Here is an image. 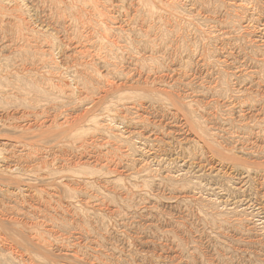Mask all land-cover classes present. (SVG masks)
<instances>
[{"label": "rangeland", "instance_id": "rangeland-1", "mask_svg": "<svg viewBox=\"0 0 264 264\" xmlns=\"http://www.w3.org/2000/svg\"><path fill=\"white\" fill-rule=\"evenodd\" d=\"M0 264H264V0H0Z\"/></svg>", "mask_w": 264, "mask_h": 264}, {"label": "bare ground", "instance_id": "bare-ground-1", "mask_svg": "<svg viewBox=\"0 0 264 264\" xmlns=\"http://www.w3.org/2000/svg\"><path fill=\"white\" fill-rule=\"evenodd\" d=\"M38 89H40V88H38ZM34 92H36V90L34 91ZM160 94V93H159ZM35 95V94H34ZM40 95V94H39ZM160 96V95H159ZM167 96V95H166ZM161 97V96H160ZM50 98V97H49ZM161 99V98H160ZM171 99V98H170ZM169 99V100H170ZM48 101V100H47ZM42 102V101H41ZM170 103V102H169ZM177 106V105H176ZM189 108H190V106H189ZM199 108V107H198ZM173 109V108H172ZM177 111V110H176ZM178 112V111H177ZM90 113V112H89ZM176 113V112H175ZM182 114V113H181ZM182 117V116H181ZM94 118V117H93ZM185 118V117H184ZM77 120V119H76ZM92 120V119H91ZM81 121V120H80ZM185 121H186V119H185ZM187 122V121H186ZM200 123V122H199ZM196 124V123H195ZM201 124V123H200ZM70 125V124H69ZM72 125V124H71ZM197 125V124H196ZM189 126V125H188ZM198 126V125H197ZM196 126V127H197ZM198 127H200V126H198ZM193 128V127H192ZM209 128V127H208ZM76 129V128H75ZM199 130H200V128H198ZM57 130V129H56ZM80 130V129H79ZM60 131V130H59ZM63 131V130H62ZM195 131V130H194ZM202 131V130H201ZM203 131H205V130H203ZM202 131V132H203ZM32 132V131H31ZM192 132V131H191ZM202 132H200L201 134H202ZM73 133H74V131H73ZM76 133V132H75ZM89 135V134H88ZM74 136V135H73ZM202 136V135H201ZM82 137V136H81ZM198 137V136H197ZM205 137V136H204ZM47 138V137H46ZM70 138V137H69ZM80 138V137H79ZM67 139H68V137H67ZM211 139V138H210ZM71 140V139H70ZM78 140V139H77ZM199 141V140H198ZM72 142V141H71ZM32 143H34V142H32ZM210 148V147H209ZM219 152V151H218ZM30 154V153H29ZM226 157V156H225ZM228 157V156H227ZM229 158V157H228ZM182 161V160H181ZM232 161V160H231ZM191 164V163H190ZM43 167V166H42ZM194 167V166H193ZM7 168V167H6ZM41 171V170H40ZM45 171H47V170H45ZM38 172V171H37ZM61 173V172H60ZM28 174V173H27ZM62 175V174H61ZM79 176V175H78ZM45 178V177H44ZM62 180V179H61ZM38 193V192H37ZM40 242V241H39Z\"/></svg>", "mask_w": 264, "mask_h": 264}]
</instances>
